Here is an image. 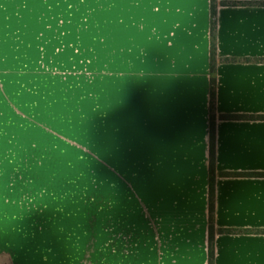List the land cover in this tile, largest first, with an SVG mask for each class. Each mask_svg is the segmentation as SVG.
I'll use <instances>...</instances> for the list:
<instances>
[{
    "label": "crops",
    "instance_id": "crops-1",
    "mask_svg": "<svg viewBox=\"0 0 264 264\" xmlns=\"http://www.w3.org/2000/svg\"><path fill=\"white\" fill-rule=\"evenodd\" d=\"M149 1L147 87L146 92H139L142 97L138 111L133 110L132 115L134 126L143 132L138 133L132 147L133 155L138 147L143 170L136 183L122 184L120 190L125 213L137 214L138 206L146 203V228L125 219L123 233H118L122 238V257L116 255V260L118 257L120 264H209L210 100L215 81L214 264H264V177L221 175L264 174V120L220 119L222 115L264 116V0H218L214 73L210 67L211 0ZM5 10L0 4L2 16ZM4 41L3 36V44ZM4 50L5 46L3 54ZM4 63L2 56L0 65L7 61ZM8 78L0 69L2 161L5 154L24 153L35 163L31 174L24 176L23 185L40 182L45 152L37 130L39 124L23 131L19 127L26 119L36 121L32 111L43 114L38 118L46 115L45 120L50 119L49 111L39 98L28 94L24 97L36 98L38 103L12 104L11 97L21 95L14 94L10 87L17 89L21 85ZM23 86L20 89L26 87ZM129 92L131 88L123 90L124 94ZM30 108V115L25 114ZM115 113L117 122L119 111L116 109ZM101 124L104 125L103 108ZM43 126L45 122L40 124ZM46 131L53 134V140L60 138L58 130ZM75 132L74 129V135ZM76 139L74 136L73 144L78 142ZM7 168L15 170L12 162ZM13 177L10 180L2 167L0 219L5 229L0 233V264H34L33 257L40 248L19 247L16 242L42 241L44 190L37 184L33 189L27 188L29 191H20L23 175L17 172ZM101 186L99 220L104 203ZM110 186L119 192L116 184ZM131 218L135 219L134 215ZM101 228L99 224L96 237L102 257ZM219 230L246 233L220 234Z\"/></svg>",
    "mask_w": 264,
    "mask_h": 264
},
{
    "label": "rangeland",
    "instance_id": "rangeland-1",
    "mask_svg": "<svg viewBox=\"0 0 264 264\" xmlns=\"http://www.w3.org/2000/svg\"><path fill=\"white\" fill-rule=\"evenodd\" d=\"M3 5V56L7 63L0 69L11 83L26 86L10 87L14 94L21 95H13L12 104H37L38 99L24 97L36 96L50 115V119L45 120L46 115L38 118L43 114L30 108L24 113L31 112L38 119H26L19 127L23 131L39 124L45 152L40 182L23 185L24 176L31 174L35 163L24 153L7 152L10 154H5L2 161L10 180L17 172L23 175L20 191H29L27 188L37 184L44 190L42 241L16 243L19 247L40 248L33 257L34 264H100V258L102 264H120L122 238L118 233H123L125 219L146 228V203L138 206L137 214L125 213L120 190L122 184L136 183L143 170L138 147L134 155L132 152L133 141L137 142L141 132L134 126L132 115L133 110L138 111L139 92H146L147 87L150 1L105 4L92 0H5ZM130 88V94L123 93ZM123 102L129 103L125 107ZM46 128L58 130L60 138L53 140ZM11 162L14 171L7 168ZM110 184H116L119 192ZM100 186L104 203L99 220ZM133 215L145 223L132 219ZM99 224L102 257L96 237ZM144 234L143 244L146 229Z\"/></svg>",
    "mask_w": 264,
    "mask_h": 264
},
{
    "label": "trees",
    "instance_id": "trees-1",
    "mask_svg": "<svg viewBox=\"0 0 264 264\" xmlns=\"http://www.w3.org/2000/svg\"><path fill=\"white\" fill-rule=\"evenodd\" d=\"M217 9L218 0H211V40H210V67L211 72L216 71L217 65ZM210 134H211V148H210V186H209V264H214L215 259V180H216V150H215V131H216V87L215 81L211 88V100H210ZM220 119L223 120H264L262 117H247V116H234V115H222ZM223 177H264V174H242V173H221ZM260 232V231H256ZM264 232V231H263ZM220 234H237L246 233V231L238 230H219Z\"/></svg>",
    "mask_w": 264,
    "mask_h": 264
},
{
    "label": "snow or ice",
    "instance_id": "snow-or-ice-1",
    "mask_svg": "<svg viewBox=\"0 0 264 264\" xmlns=\"http://www.w3.org/2000/svg\"><path fill=\"white\" fill-rule=\"evenodd\" d=\"M5 0H0V4H3ZM18 2H28V3H43L44 0H18ZM49 3H56L57 0H48ZM60 2H63V0H60ZM75 2V0H74ZM92 2H99V3H116V4H127L131 3L132 0H92ZM185 3H197L198 0H183ZM3 19L2 14H0V57L3 56ZM2 67V65H0ZM2 154H0V170H2ZM5 229V224L2 219H0V233H3Z\"/></svg>",
    "mask_w": 264,
    "mask_h": 264
}]
</instances>
